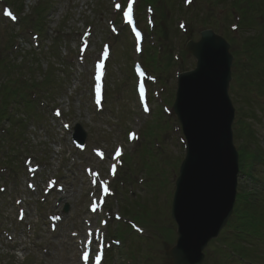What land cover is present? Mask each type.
Listing matches in <instances>:
<instances>
[{
    "label": "rangeland",
    "instance_id": "rangeland-1",
    "mask_svg": "<svg viewBox=\"0 0 264 264\" xmlns=\"http://www.w3.org/2000/svg\"><path fill=\"white\" fill-rule=\"evenodd\" d=\"M7 1H9L13 8L18 12L21 19L19 24H14L3 17V15H0V60L7 58L8 61L10 59L12 63L15 62L16 64H21L23 66L24 64H35L36 61H38L36 64L42 62L43 69L41 68L39 71L33 72L30 68L26 67L24 72H26L27 76L35 73L36 78L41 80L43 79L45 73L49 70L56 76L57 83L56 86H53L54 88H52V93L49 98L45 99L47 102L45 103L46 107L44 106L45 108L43 109V106H35L36 112H38L39 116L32 117L28 115L26 116V121H24V123L19 122L20 125L18 128H22L25 131L23 137L19 139V137H17L19 134H17L13 137V142H11L10 139L9 142H7L5 140H8L7 138L9 137V134L6 131H3L0 134V153L6 152V147L12 149L14 153L13 154L12 151H9L5 155L0 154V160L13 157L15 160H19V162L22 163V157L26 154L33 153L41 161L46 163L48 162L50 165L46 170H44L46 174H58L60 179L67 183L70 188L67 200L71 203L70 212L73 215L70 214L68 215L67 220L59 222L55 232H52L49 224L47 223L46 215L42 213L45 209H42L41 211L40 207L38 208V211L36 209L32 211L31 209L35 207V204L34 206L29 204L28 206L30 208L28 209V218L33 221L34 228L32 229L33 232L28 234L22 231L21 226L14 219L15 210L12 205V201L4 198V194L8 193L0 192V227L4 226L13 232L15 231L16 240L19 242L15 243V246H10L8 241L0 234V264H4L5 260L9 264H80L78 254L75 253L74 250L69 251L66 242L70 240L69 236L71 228H74V225L79 226L82 222V217L87 214V188L83 165L89 163V155L87 153H77L78 156H76V159L78 162L74 165L72 154H74L75 151L71 146V131L77 123L82 124L83 129L86 130L88 134L90 147L99 145L111 150L116 144L125 142L126 155H128L131 159L130 165L132 168L130 171L131 180L128 181V185L129 187L134 186V196H136L138 191H141L142 193L147 191L146 189L143 191L140 188L142 185H145L146 188L147 183L150 190H152V180L149 179V175H147L143 163L140 161V157L137 155L135 156L138 149L137 145L128 144L125 135L126 131L133 128L141 133L143 141V131L147 125V120L151 118V116H139L141 111L138 108L135 98L133 99V96L130 97L132 101L128 104L125 101H123L124 103L121 101L118 110L115 109L114 112L99 114L92 111L87 92L91 80L89 74L90 67L87 63L85 66L71 63H69L68 66H65L62 63V61L67 63V57L76 55L79 35L84 30L86 25L93 24L95 26V35L93 39L94 44L99 45L102 40H106V38L111 36L108 21L112 18H116L112 0ZM143 1L144 0H142V2ZM175 1L176 4L184 10V15H186V17L190 20L189 26L191 28V34L188 36L182 32H180V34L179 32L178 34L176 32L174 33L176 21L181 17V12L178 11L175 12V20L172 19L171 14H169L172 12V9H175ZM183 1L184 0H165L163 2L155 3V8L156 11H158V18L161 20V23L164 27L168 25H171L172 27L168 28V30L170 33V40H173L172 46L176 48V51L184 50L187 41L189 39L198 38L200 31L205 28L200 19L203 18L204 15L201 14L200 17L198 15L200 7H208L210 11H213L215 8V3L210 0H195V5H193L194 3L192 4L193 6H196L195 14L192 18V14H190V11L186 10L187 6L184 5ZM230 1L231 0H228L225 4L218 2V7L225 5L224 9L229 10L231 7ZM251 2L252 4L249 6L250 13L246 21L247 26L242 28L243 30L240 29V31L242 30L243 35L246 34L247 38H254L255 45L262 44L261 38L256 35H258L260 30H262L261 33H264V0H252ZM245 5L246 3H244L243 6ZM167 14H169L168 17H166ZM237 15V10L230 8L229 13H226L227 21L230 24H234L238 21L236 20ZM181 19L182 17L178 20ZM41 23L43 29L39 27ZM230 24H224V26H222L218 21L216 31L223 33V31L230 29ZM30 31H34L40 35L38 38L40 46L38 48H35L34 46V39L30 35ZM175 34H177V36ZM262 37L264 38V34ZM57 40L58 42L56 43ZM166 40L168 42L167 38ZM112 42L114 44L116 57L111 64L109 71L110 78L117 84L122 83L123 92L125 90L132 95L131 90L134 91V84L127 75V72L130 69L129 51L125 49L127 42H125V39L117 41L115 38ZM15 43L21 44L17 52L13 49V46L11 47V44L14 45ZM263 48V45L258 46L257 49L259 52H254L253 55L259 57L261 51H264ZM94 49L95 46L92 45L90 49L91 52H93ZM183 62V70L190 69L195 65L191 54H185ZM175 65L177 66L178 64ZM175 65L174 67H176ZM259 66L261 68L262 63H259ZM47 67V71L44 72L43 70ZM174 67L170 70V72L164 74V78L168 85L165 97H167L168 100L171 99L170 103L172 102V104L175 100V90L177 88L173 74ZM20 68L21 67L16 66L13 70L11 69L12 72L14 71L12 78L18 76L16 73L21 71ZM240 70L242 71V79L245 82L252 81L254 83L245 85L244 89H241L239 82L234 79L231 87H235V91L231 90V95L232 98L235 96L234 100H236V98H238V95L236 94L241 92L242 99H239L241 103H237L235 101V105L238 108L239 106L243 107L242 109L245 110L244 112H247L249 116L248 120L251 122L255 131L256 139L253 143H250L251 145H249L251 148H256V150L260 149V151L264 153V96L263 94H260V89L258 90L260 87L257 85L261 79L264 82V74H261V71L256 68H240ZM246 70L248 71L247 74ZM68 74L71 75L70 79L67 78ZM263 86L264 84L262 83L261 87ZM41 93L42 92L40 91V97ZM54 106H60L63 109L66 114L65 120L69 121L71 124L70 132L65 131L61 126V123L54 119L51 111ZM4 123L5 126H7V123ZM0 129L3 130L4 127ZM246 138L247 137H242L243 142H246ZM164 142L169 144L167 147L168 156L171 158L172 164L167 165L162 162L160 157H158L157 160L161 162L162 167L166 168L168 173L171 174L169 176L171 179V177L174 178L173 176L179 174V162L183 159L184 149L178 140L174 142L172 140ZM22 143H24L23 146H19V144ZM236 145L238 144L236 143ZM15 147L16 149H13ZM142 149L147 148L143 147ZM89 153L91 154V152ZM179 158L180 160L178 161ZM127 160L126 156V162ZM261 160L262 163L257 164L253 170L256 175L255 180L247 175H243L240 178L239 190L244 188L247 190H257L258 196L254 198V201L256 200L259 204L264 216V158ZM80 162L83 163L82 167L79 165ZM126 162L120 175L123 174V169L126 168ZM162 167L160 165L158 168ZM23 168L24 167L21 168V176L18 179V188H20L21 191L26 179ZM158 170L154 171L153 174H156ZM0 174H4L5 177L8 175L7 172H0ZM0 178H2V176H0ZM1 182H3V179L0 180V183ZM168 183L169 182H166L165 185ZM3 184L8 186V192L10 189V182L4 181ZM168 191L170 193L173 191L171 183ZM158 198L160 203L149 202L147 199H140L139 201H141L144 205H142V207L138 205L139 210L146 209L147 212L151 211L153 215L149 216L152 221L155 217L154 222H156L157 211L162 215V217L157 218L162 222V224L156 227V231L152 225H146L144 220L137 214L130 212L128 217L132 219L136 218L141 221L145 227H143L145 232L141 236L147 235L146 238L151 240L150 238L153 233L156 244L161 243V240L170 244L173 241V237H176L172 229V219L170 215L166 213L170 194L161 192ZM124 202L122 201V204ZM110 205L113 209H115V211L119 210V204L115 202V199L110 203ZM110 228L115 231L119 230L115 221H111L106 230L108 231ZM256 233L264 237V227L262 226L256 229ZM225 235L229 234L225 233ZM119 238L123 241L121 242L122 244L120 246H112V248H114V257H118V260H114V264H129L126 259L130 258L133 259L134 264L137 262H139V264H172L168 254L167 245L166 247L152 248L151 245L145 247L141 244L143 242L142 240L141 242H138L137 237L132 236V239L130 238L126 240L124 237L121 238L120 235ZM235 240V243H238V240L243 241L240 242L243 243L242 245H239L240 248H245L246 250L251 251L248 253L249 257L246 259V262L252 260L251 258L254 257L255 259L252 261L255 260L254 262L257 264H264V238L253 237L251 238L252 241H244L243 239L237 238H235ZM148 242L149 241L145 243L147 244ZM250 245H255V248ZM219 248H222L228 256L231 255L232 248L219 240L214 241L212 246L206 249V253H211L210 258L213 259L215 258V249ZM44 249H48V252H44ZM120 250H122L123 253L120 254ZM45 253H49V255H45ZM231 261H235V259L232 257Z\"/></svg>",
    "mask_w": 264,
    "mask_h": 264
},
{
    "label": "water",
    "instance_id": "water-1",
    "mask_svg": "<svg viewBox=\"0 0 264 264\" xmlns=\"http://www.w3.org/2000/svg\"><path fill=\"white\" fill-rule=\"evenodd\" d=\"M191 50L200 63L197 71L183 76L177 105L189 148L173 211L179 225L178 244L170 251L175 264L201 263L204 248L233 211L238 184V153L231 132L234 111L228 97L232 62L228 46L206 36Z\"/></svg>",
    "mask_w": 264,
    "mask_h": 264
},
{
    "label": "trees",
    "instance_id": "trees-1",
    "mask_svg": "<svg viewBox=\"0 0 264 264\" xmlns=\"http://www.w3.org/2000/svg\"><path fill=\"white\" fill-rule=\"evenodd\" d=\"M14 96V95H13ZM6 102L11 98V94L5 96ZM254 132H251L250 142L253 143L255 140ZM246 197H242L241 203L238 209V220H239V228L250 230L252 226H262L264 225V216L263 212L260 208L256 206L255 202L245 201ZM248 251V250H247Z\"/></svg>",
    "mask_w": 264,
    "mask_h": 264
},
{
    "label": "snow or ice",
    "instance_id": "snow-or-ice-1",
    "mask_svg": "<svg viewBox=\"0 0 264 264\" xmlns=\"http://www.w3.org/2000/svg\"><path fill=\"white\" fill-rule=\"evenodd\" d=\"M127 15H129V18L131 17V8H129V11L127 13ZM98 67H101L102 68V65H98ZM100 77L97 76V79H99ZM97 90H99V86H97ZM119 152V149L117 150ZM85 258H86V254H85Z\"/></svg>",
    "mask_w": 264,
    "mask_h": 264
},
{
    "label": "bare ground",
    "instance_id": "bare-ground-1",
    "mask_svg": "<svg viewBox=\"0 0 264 264\" xmlns=\"http://www.w3.org/2000/svg\"><path fill=\"white\" fill-rule=\"evenodd\" d=\"M198 88H200V87L198 86Z\"/></svg>",
    "mask_w": 264,
    "mask_h": 264
}]
</instances>
